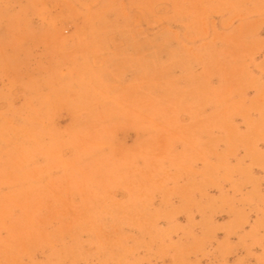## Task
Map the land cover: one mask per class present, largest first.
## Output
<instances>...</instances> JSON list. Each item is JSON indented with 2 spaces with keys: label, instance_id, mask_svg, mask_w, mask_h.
<instances>
[{
  "label": "rangeland",
  "instance_id": "rangeland-1",
  "mask_svg": "<svg viewBox=\"0 0 264 264\" xmlns=\"http://www.w3.org/2000/svg\"><path fill=\"white\" fill-rule=\"evenodd\" d=\"M0 264H264V0H0Z\"/></svg>",
  "mask_w": 264,
  "mask_h": 264
}]
</instances>
